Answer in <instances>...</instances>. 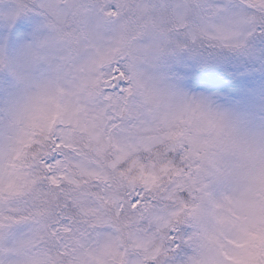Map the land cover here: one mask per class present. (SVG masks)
I'll list each match as a JSON object with an SVG mask.
<instances>
[{
	"label": "snow or ice",
	"instance_id": "1",
	"mask_svg": "<svg viewBox=\"0 0 264 264\" xmlns=\"http://www.w3.org/2000/svg\"><path fill=\"white\" fill-rule=\"evenodd\" d=\"M244 58L264 0H0V264H264Z\"/></svg>",
	"mask_w": 264,
	"mask_h": 264
},
{
	"label": "rangeland",
	"instance_id": "2",
	"mask_svg": "<svg viewBox=\"0 0 264 264\" xmlns=\"http://www.w3.org/2000/svg\"><path fill=\"white\" fill-rule=\"evenodd\" d=\"M231 71H238L242 80H246L254 86L260 83L258 88L264 86V71L261 70L259 59L249 60L248 58H244L240 62L239 69L232 68ZM230 74L231 72L226 73V75Z\"/></svg>",
	"mask_w": 264,
	"mask_h": 264
},
{
	"label": "trees",
	"instance_id": "3",
	"mask_svg": "<svg viewBox=\"0 0 264 264\" xmlns=\"http://www.w3.org/2000/svg\"><path fill=\"white\" fill-rule=\"evenodd\" d=\"M260 84V83H259ZM259 84H257L255 87L258 88Z\"/></svg>",
	"mask_w": 264,
	"mask_h": 264
}]
</instances>
